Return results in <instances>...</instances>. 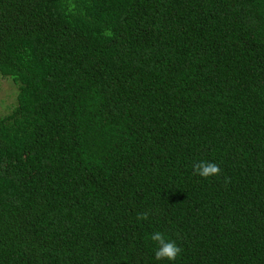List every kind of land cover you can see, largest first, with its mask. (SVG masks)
Returning <instances> with one entry per match:
<instances>
[{
    "label": "trees",
    "instance_id": "16d2710c",
    "mask_svg": "<svg viewBox=\"0 0 264 264\" xmlns=\"http://www.w3.org/2000/svg\"><path fill=\"white\" fill-rule=\"evenodd\" d=\"M0 75V264H264V0H0Z\"/></svg>",
    "mask_w": 264,
    "mask_h": 264
},
{
    "label": "clouds",
    "instance_id": "9594fccd",
    "mask_svg": "<svg viewBox=\"0 0 264 264\" xmlns=\"http://www.w3.org/2000/svg\"><path fill=\"white\" fill-rule=\"evenodd\" d=\"M194 174L202 178H209L220 174V167L218 164L209 161H199L193 165ZM148 213H140L137 215V220H146ZM151 240L154 241L158 247L155 251V258L157 260L167 259L175 261L181 253V248L171 240H166L162 232H155L151 234Z\"/></svg>",
    "mask_w": 264,
    "mask_h": 264
},
{
    "label": "rangeland",
    "instance_id": "374dc122",
    "mask_svg": "<svg viewBox=\"0 0 264 264\" xmlns=\"http://www.w3.org/2000/svg\"><path fill=\"white\" fill-rule=\"evenodd\" d=\"M8 78L0 75V113L8 112L10 106L16 104L18 97V86L16 87L12 79Z\"/></svg>",
    "mask_w": 264,
    "mask_h": 264
}]
</instances>
